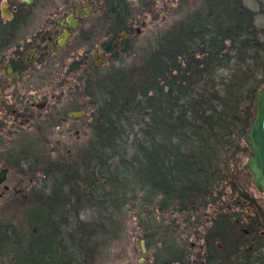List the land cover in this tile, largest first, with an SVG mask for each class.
<instances>
[{"label": "trees", "instance_id": "1", "mask_svg": "<svg viewBox=\"0 0 264 264\" xmlns=\"http://www.w3.org/2000/svg\"><path fill=\"white\" fill-rule=\"evenodd\" d=\"M237 1L239 6L210 7L204 21L192 16L174 25L131 65L90 75L85 89L93 109L92 143L60 168V193L36 197V206L24 214V229L0 225V264H94L97 238L112 240L121 233L113 225L125 223L128 195L139 182L147 184L142 192L161 197L156 211L161 217L170 209L193 214L228 187L257 208L227 176V156L240 149L264 83V73L258 74L264 48L251 53L258 38L256 15L241 11ZM9 24L0 25V51L14 37ZM227 64L233 65L228 77L215 80ZM135 125L144 142L128 157L121 142ZM82 208L94 210L95 225L80 220ZM145 228V240L162 234L160 225ZM157 245L161 252L169 248L163 241ZM181 251L171 248L166 256L176 263Z\"/></svg>", "mask_w": 264, "mask_h": 264}, {"label": "flooded vegetation", "instance_id": "2", "mask_svg": "<svg viewBox=\"0 0 264 264\" xmlns=\"http://www.w3.org/2000/svg\"><path fill=\"white\" fill-rule=\"evenodd\" d=\"M31 1L25 7L33 6ZM209 1L217 8L216 0ZM1 2L8 5L11 19L1 13L5 22L0 24L10 23L8 31L14 37L0 51V201L55 195L61 192L60 168L75 153L73 144L80 142L82 131L92 127L86 81L90 75L120 66L118 61L129 51V43L145 31L147 19L158 15V1L40 0L56 7L33 33L28 30L29 12L25 14L21 6L18 9L19 4L11 8L13 0ZM131 5L143 9L138 22L132 18ZM162 8L168 9L166 4ZM73 133L77 136L74 143ZM256 193L264 208V196ZM231 200L238 210L247 206L240 197ZM250 229H238L239 237L233 228L226 232L227 240L221 241L216 232L192 235L195 242L178 254L180 261L172 263L170 257L168 262L145 252L140 264H261L253 260L248 243L243 244L252 238Z\"/></svg>", "mask_w": 264, "mask_h": 264}, {"label": "rangeland", "instance_id": "3", "mask_svg": "<svg viewBox=\"0 0 264 264\" xmlns=\"http://www.w3.org/2000/svg\"><path fill=\"white\" fill-rule=\"evenodd\" d=\"M1 1L2 0H0V9L2 3ZM156 1H158V15L152 19H147L148 27L145 29V31H143L139 38L129 43V51L124 52L122 58H120V60L118 61V65H131L143 54L144 51L155 48V46H157V40L162 34L168 33L169 31H171V27L176 24H181V22H183V20H185L186 18H190L193 16L195 18H198L200 21L206 20L207 12H209L208 9L211 7L209 0ZM13 2H15V4H12L11 8L19 4L17 6L18 9L21 6V9L25 10V14H28L29 12L30 15L28 14V30L30 31V33L36 32L37 30L41 29L43 20L56 7L55 5H44L40 2V0H34L33 6L30 7H25L29 5H27L26 3H22L20 0H13ZM235 2L238 1L216 0V6L218 8L223 7L224 5L229 8L232 6H239L236 5ZM219 3L220 5H218ZM164 4L167 5V11L162 8ZM241 5V11H244L246 13L248 9L256 15L254 26H256L258 38L251 44V53H253L256 47H259L260 49L264 48V0H243V2H241ZM131 7L132 9H134L132 18L136 20V22H138L137 19L139 16H142L143 9L138 7L136 8L133 5H131ZM0 22H5V20L1 17V12ZM0 25L3 26L4 23ZM20 35H22V33ZM260 57L262 59L259 63L258 74L259 71L260 74L264 73V70L261 69V65L264 64V51L260 53ZM249 64L250 66H252V62ZM232 68L233 65L227 64V67L225 69L219 71L216 74L217 78L215 80L227 78ZM67 74H65V76L69 78L70 75ZM260 79H262V76L260 77ZM260 79L257 78V80L259 81ZM263 85L264 83L260 85L258 89L259 91ZM89 99L87 98L86 101L90 102ZM253 102L255 103V101ZM245 108L246 107L244 106V109ZM252 112L254 116V104ZM92 113L90 115V118H92ZM134 123L137 124V122L135 121ZM141 129V126L138 125H135L132 128H127V132L122 138L121 151L127 150L128 157L132 155V152L134 151L133 149H136L140 141L144 142V140H142L139 136L141 133ZM91 136L92 127L87 129L86 131H82L78 139L80 140V142L74 143V141L77 140V136L73 133L71 141L74 143L73 145L75 150L79 151L81 148L86 147L89 143H92ZM233 140L235 143L236 136ZM239 145L240 149L234 151L236 153H230V155L227 156L230 160L229 165L231 168V171L227 176L236 186H240L242 189H245L244 192L250 199H254L259 213L256 210L255 206V209L252 206H243L241 207L242 210H238L235 204V200H231L232 196L236 197L235 192H231V189L228 187V189L221 192H224V194L221 195V198L219 196L216 202H211V204H209L206 208L200 206L197 212H194L193 214L189 213V215L187 216H181L180 214H176V212L174 213L172 209H170L168 210V212H164L163 217H161L160 215L156 214V211L158 209L157 204L161 200V197L157 195L155 196V194H152L150 191H147V193L142 192L141 190L145 188V185L147 184L139 182L137 186L138 188L135 190L134 194L128 195V199L126 202L127 206L124 209V215L127 216L125 223H123L121 226L119 223H115L113 225V227L115 226L116 228L120 229L121 233L115 236V238L112 240L104 239L102 237L97 238L96 242L98 243V249L97 253L95 254V260L93 261L94 264H140V260L143 259L142 256L144 255L143 247H141L140 243L141 241L144 242L146 255H156L169 262L170 259H168V257L166 256V251H169V249L171 248L173 249V251H177L180 249L188 250L191 242H195V237L192 235H201V233H207L210 235L212 232H216L215 235L221 237L218 238L219 241L227 240L226 232L230 230L233 231V225L235 226L236 232L238 229H247L248 227L252 228L250 229L252 232H254L252 233V238L247 242H244L243 244L248 243L253 260H258L261 264H264V208L259 205L260 200L256 198V191L258 190L252 184L250 175L246 173L243 167V165L248 160L249 149L246 145H244L243 139L241 140ZM75 159H73V161ZM118 177L120 179L122 178V176ZM131 177V174L127 176V178ZM151 195H153L152 199L150 198ZM33 196L32 198H11L12 200L8 198V200H10L9 202L7 199L5 202L0 201V225L3 227H6L7 225L9 228L13 229L14 232L24 229L23 217L25 212L29 210V208L31 209L35 207L36 205H34V203L38 202L39 196ZM149 198L151 202H149ZM40 199L41 201L46 200L45 197H40ZM146 201L147 203H145ZM245 208L251 210V214H248ZM81 213L82 216L80 217V220L82 222L95 225L94 210L88 209L87 211L86 208H82ZM222 215L225 217L220 218V216ZM228 217L230 218L231 223L228 222ZM248 218L253 221L252 225L248 224ZM189 219L190 221H188ZM216 219L217 221L215 222ZM222 219L226 220V222H224V220ZM114 220H116V216L114 217L113 221ZM159 225L163 227L162 231L160 232L162 234H158L157 236L153 233V236L150 239L145 240L143 236L144 230H142L141 228L146 227L145 229H147V227L149 226ZM237 234V236H241V233L237 232ZM162 241L166 242V246L168 245L169 248L167 246L168 249L165 251L162 249L161 252L159 251V247L161 246H158L157 242ZM214 241H216V239H214ZM166 257L168 260H166Z\"/></svg>", "mask_w": 264, "mask_h": 264}, {"label": "water", "instance_id": "4", "mask_svg": "<svg viewBox=\"0 0 264 264\" xmlns=\"http://www.w3.org/2000/svg\"><path fill=\"white\" fill-rule=\"evenodd\" d=\"M22 2L32 3L31 0H22ZM1 13L6 20L11 19L6 3L1 5ZM254 101V116L243 137V143L249 149V157L243 167L250 175L254 187L264 196V85L256 94ZM141 247L145 253L144 242H141Z\"/></svg>", "mask_w": 264, "mask_h": 264}]
</instances>
